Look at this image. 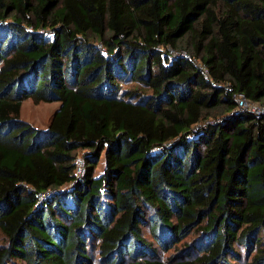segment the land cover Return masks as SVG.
Instances as JSON below:
<instances>
[{
  "label": "trees",
  "instance_id": "1",
  "mask_svg": "<svg viewBox=\"0 0 264 264\" xmlns=\"http://www.w3.org/2000/svg\"><path fill=\"white\" fill-rule=\"evenodd\" d=\"M238 93L264 104V0H0V264H264Z\"/></svg>",
  "mask_w": 264,
  "mask_h": 264
},
{
  "label": "rangeland",
  "instance_id": "2",
  "mask_svg": "<svg viewBox=\"0 0 264 264\" xmlns=\"http://www.w3.org/2000/svg\"><path fill=\"white\" fill-rule=\"evenodd\" d=\"M59 102L35 104L30 98L25 100L22 105L21 118L34 127L46 129L51 117L58 110ZM104 158H101L98 171L102 170ZM4 238L0 235V245L4 243Z\"/></svg>",
  "mask_w": 264,
  "mask_h": 264
},
{
  "label": "built area",
  "instance_id": "3",
  "mask_svg": "<svg viewBox=\"0 0 264 264\" xmlns=\"http://www.w3.org/2000/svg\"><path fill=\"white\" fill-rule=\"evenodd\" d=\"M234 99L239 111L251 113L258 117L264 116V104L261 102L250 100L243 93L236 94ZM82 172L83 164L78 162L77 173L82 174Z\"/></svg>",
  "mask_w": 264,
  "mask_h": 264
}]
</instances>
